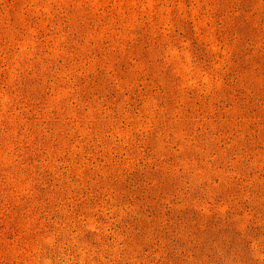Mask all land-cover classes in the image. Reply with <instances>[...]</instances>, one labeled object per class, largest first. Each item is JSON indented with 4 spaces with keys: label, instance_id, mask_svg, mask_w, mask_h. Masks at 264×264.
<instances>
[{
    "label": "rangeland",
    "instance_id": "obj_1",
    "mask_svg": "<svg viewBox=\"0 0 264 264\" xmlns=\"http://www.w3.org/2000/svg\"><path fill=\"white\" fill-rule=\"evenodd\" d=\"M0 264H264V0H0Z\"/></svg>",
    "mask_w": 264,
    "mask_h": 264
}]
</instances>
